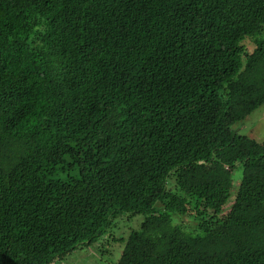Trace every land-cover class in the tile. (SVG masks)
<instances>
[{
  "label": "trees",
  "instance_id": "obj_1",
  "mask_svg": "<svg viewBox=\"0 0 264 264\" xmlns=\"http://www.w3.org/2000/svg\"><path fill=\"white\" fill-rule=\"evenodd\" d=\"M262 104L264 0H0V264H264Z\"/></svg>",
  "mask_w": 264,
  "mask_h": 264
},
{
  "label": "rangeland",
  "instance_id": "obj_2",
  "mask_svg": "<svg viewBox=\"0 0 264 264\" xmlns=\"http://www.w3.org/2000/svg\"><path fill=\"white\" fill-rule=\"evenodd\" d=\"M249 42L248 39H245L243 43ZM249 45V49H253L255 47V43L253 45ZM251 46V47H250ZM233 128L236 132L241 134H247L250 137L255 138L258 141H264V104L255 109L251 114L245 117L242 120H239L233 125ZM242 174L241 166H237L234 170V184L231 191V196L225 202V209L221 213L222 215L226 214L230 211L231 205L235 200L236 192L238 189V182H240ZM144 214H130L124 213L119 218L116 219L114 225L109 229L106 237L103 239L106 247L112 252L104 251L105 254H100L98 250L92 248V246L87 247L85 249H78L76 252L69 255L65 260L55 261L53 264H114V259L118 257L120 250V246L124 247V243L113 239L114 236L124 237L125 235H129L130 232L137 228L140 222L144 219ZM101 239V240H102ZM105 248V247H104ZM106 249V248H105ZM120 256V255H119Z\"/></svg>",
  "mask_w": 264,
  "mask_h": 264
}]
</instances>
